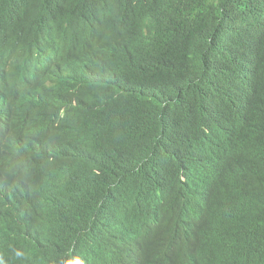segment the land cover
Wrapping results in <instances>:
<instances>
[{"label": "trees", "instance_id": "16d2710c", "mask_svg": "<svg viewBox=\"0 0 264 264\" xmlns=\"http://www.w3.org/2000/svg\"><path fill=\"white\" fill-rule=\"evenodd\" d=\"M0 264H264V0H0Z\"/></svg>", "mask_w": 264, "mask_h": 264}]
</instances>
